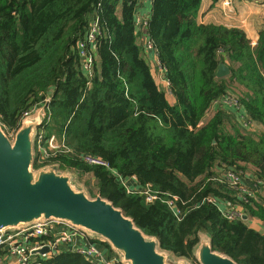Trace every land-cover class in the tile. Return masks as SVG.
Wrapping results in <instances>:
<instances>
[{"label":"trees","instance_id":"1","mask_svg":"<svg viewBox=\"0 0 264 264\" xmlns=\"http://www.w3.org/2000/svg\"><path fill=\"white\" fill-rule=\"evenodd\" d=\"M203 1L148 6L146 36L165 71L171 104L139 44L135 2L0 0V123L15 135L25 113L47 107L45 146L54 137L61 149L46 159L38 153L35 170L58 166L91 175L96 188L89 195L122 209L169 255L199 264L196 250L208 239L237 264H264V233L250 227L255 221L264 229V30L253 46L241 29L199 24ZM92 19L101 33L89 79L77 47ZM221 62L230 77L217 78ZM232 93L240 109L215 105ZM237 114L260 132L248 131ZM77 154L99 157L109 168L87 165ZM228 170L242 172L257 193L245 201L214 180ZM136 189L158 200L147 203ZM173 199L180 218L166 204ZM226 203L249 220L226 219ZM37 261L92 264L67 250Z\"/></svg>","mask_w":264,"mask_h":264},{"label":"water","instance_id":"2","mask_svg":"<svg viewBox=\"0 0 264 264\" xmlns=\"http://www.w3.org/2000/svg\"><path fill=\"white\" fill-rule=\"evenodd\" d=\"M224 62L218 79L230 77ZM41 119H27L14 140L0 123V232L24 228L42 221H61L86 232L94 242L105 241L123 264H191L174 261L160 249L159 241L148 237L124 211L101 196L92 198L74 184V176L58 166L35 170V146ZM243 221L249 217L243 215ZM49 249L40 251L45 256ZM199 264H237L215 252L208 239L196 250Z\"/></svg>","mask_w":264,"mask_h":264},{"label":"built area","instance_id":"3","mask_svg":"<svg viewBox=\"0 0 264 264\" xmlns=\"http://www.w3.org/2000/svg\"><path fill=\"white\" fill-rule=\"evenodd\" d=\"M131 1L136 4L137 19L135 32L138 35V40L143 42L145 50L148 51V53L154 51L153 44L146 36V26L151 19V15L148 11V13H143L152 0ZM223 4L225 6H230L231 2L224 0ZM100 33L99 21L97 19H92L84 40L79 42L77 47L79 56L82 60V71L89 79H91L93 75L95 59L93 52L97 49L96 43ZM48 102H50L49 99L47 100V103ZM215 105L230 109L241 108L238 99L233 96L220 99ZM41 108L47 111V107ZM39 109L40 107L25 113L23 120L29 119V117L33 116ZM241 120L245 126H251L244 117L241 118ZM47 122H49V120ZM44 126L43 123L42 128ZM42 128L38 130L36 144L41 158L46 159L49 158L48 151H60L61 146L57 145L54 137L50 140L48 147L45 146L46 141ZM74 157L87 165L109 168V164L105 160L90 154H77ZM214 180L232 187L238 192V197L242 200L247 201V197H253L255 195L254 192L256 190L250 188L248 184H244L242 172L228 170ZM123 184L126 187L129 186L128 182H123ZM129 190L133 191L132 188ZM135 192L145 196L147 203H154L158 200V196L151 195L149 191L136 189ZM176 201L177 199L169 200L166 204L175 213V216L180 218L181 212L177 208ZM209 201L211 202L212 200L210 199ZM221 212L226 219L231 221L241 220L244 215L240 207L231 206L228 203L222 208ZM93 240L94 239L86 232L68 223L56 220L42 221L17 230L2 231L0 232V264H40L39 261H37L38 257H45L47 255L54 256L65 250L77 253L92 264H123L118 254L114 251L111 253L107 249V243L105 241L98 243ZM46 248L49 249V252L45 256H42L40 251Z\"/></svg>","mask_w":264,"mask_h":264},{"label":"crops","instance_id":"4","mask_svg":"<svg viewBox=\"0 0 264 264\" xmlns=\"http://www.w3.org/2000/svg\"><path fill=\"white\" fill-rule=\"evenodd\" d=\"M224 0H204L202 4V8L199 15V24L204 25H218V26H224L227 28H242V26L238 14L240 15L242 12H252L253 14L250 17V22H252V34L254 33L256 39L248 38L253 45L256 46L258 40H259V34L261 31L264 30V0H233L232 1V8H225L223 5ZM148 6L144 13H148ZM235 8V13H234ZM223 10H226L224 12ZM228 10H231L230 13H227ZM238 13V14H237ZM239 20V21H238ZM248 37V35H247ZM139 41V40H138ZM139 44L142 46L144 55L149 62L153 75L156 79V82L160 86H164L165 89L168 91V100L171 101L172 95L169 92V84L166 79L165 71L161 68L160 63L157 58L156 51H151L148 53V51L145 50V46L143 42L139 41ZM174 99V98H173ZM216 107V106H214ZM40 110L44 111V115L46 114V110L43 108H40ZM237 118L241 121L240 116L237 114ZM44 120V119H43ZM242 123V121H241ZM243 124V123H242ZM251 175V174H250ZM249 174L246 176L247 178H250ZM252 178V177H251ZM250 183H247L249 186L252 185L253 182L249 181ZM129 185H132L131 182H128ZM246 184V183H245ZM250 188H252L250 186ZM256 191L254 194L257 193V185L254 188ZM254 224V223H253ZM259 224V223H258ZM260 228L262 227L259 224ZM263 229V228H262ZM256 230V229H255ZM264 230V229H263ZM261 231V230H257ZM264 232V231H262Z\"/></svg>","mask_w":264,"mask_h":264},{"label":"rangeland","instance_id":"5","mask_svg":"<svg viewBox=\"0 0 264 264\" xmlns=\"http://www.w3.org/2000/svg\"><path fill=\"white\" fill-rule=\"evenodd\" d=\"M229 2H231V5L230 6H225L224 4V7L225 8H229V9H231L232 8V1L233 0H228ZM224 12H226V10H223ZM230 11L231 10H228V12L227 13H230ZM236 11H235V8H234V13H235ZM238 14V13H237ZM253 13L252 12H242L240 15L238 14V17H239V20H240V22L242 23L241 25L243 26L244 25V27H242V28H239V29H241V30H243L245 33H246V35H248V38H251V39H256V37H255V35H254V33L252 34V30H253V28H252V22H250V17H251V15H252ZM238 20V21H239ZM252 45H253V43H252ZM253 46H255V45H253ZM161 88H163L166 92H167V89H165L164 88V86H161ZM232 96H234V97H236L233 93L231 94ZM169 102L171 103V104H175V100L173 99V98H171V101L169 100ZM44 111H42V110H37L34 114H33V116H31V117H29V119H41L42 121H43V119H44ZM236 117V116H235ZM28 119V120H29ZM236 119H238L237 117H236ZM27 120V119H26ZM247 129H249L248 131H250V132H260V130H261V128H260V126H258L257 124H253L252 126H250L249 128H247ZM9 137L12 139V140H14V137H15V135H14V133H10V135H9ZM36 143H37V141H36ZM39 153V149H38V147H37V144H36V146H35V155L37 156V154ZM59 171L61 172V173H70V174H72L73 176H74V184L76 185V186H78L79 188H83V189H85V191L89 194V191H88V189H95L96 188V182H95V180H94V178L91 176V175H79V174H76V173H71V172H65V171H62V170H60L59 169ZM263 195H264V193H263ZM251 228L253 227V229H256V230H261V231H264L263 229H262V227L260 228V226H259V224H258V222H255L254 221V224L252 225V226H250ZM260 232V231H259ZM264 233V232H263ZM171 258L174 260V261H179V260H181V259H179V258H176V257H173V256H171ZM184 260V259H183ZM186 261H188V260H186ZM189 263H191V264H193L192 262H190V261H188Z\"/></svg>","mask_w":264,"mask_h":264}]
</instances>
